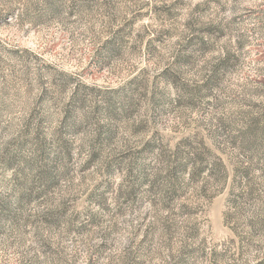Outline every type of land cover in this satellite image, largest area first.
<instances>
[{
	"label": "rangeland",
	"instance_id": "rangeland-1",
	"mask_svg": "<svg viewBox=\"0 0 264 264\" xmlns=\"http://www.w3.org/2000/svg\"><path fill=\"white\" fill-rule=\"evenodd\" d=\"M0 264H264V0H0Z\"/></svg>",
	"mask_w": 264,
	"mask_h": 264
}]
</instances>
